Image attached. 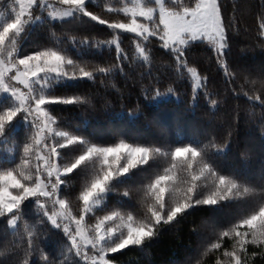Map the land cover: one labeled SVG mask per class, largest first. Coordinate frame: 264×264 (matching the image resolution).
Listing matches in <instances>:
<instances>
[{
	"label": "snow or ice",
	"instance_id": "6c2138e0",
	"mask_svg": "<svg viewBox=\"0 0 264 264\" xmlns=\"http://www.w3.org/2000/svg\"><path fill=\"white\" fill-rule=\"evenodd\" d=\"M57 25L87 26L88 34L57 35ZM98 27L103 35L94 34ZM37 28L51 30L52 43L29 51ZM258 37L264 43V15ZM231 39L221 0H0V144L21 128L26 133L0 160V221L13 238L12 264H115L110 254L150 244L199 209L224 207L232 213L212 218L208 231L198 233L186 264H255L257 257L264 264V170L251 179L221 165L232 147L230 129L221 137L209 121L190 138L117 134L101 142L57 114L60 106L91 102L87 93L63 94L80 83L118 90L126 65H146L152 77L158 43L174 61L176 79L161 91L164 85L152 77L155 85L142 89L149 105L170 100L187 80L194 106L201 93L213 115L229 99L244 100L260 109L264 127V67L256 78L232 69L225 59ZM125 40L132 41V55ZM198 45L214 54L223 93L189 66L186 54ZM141 115L139 103L128 113L131 120ZM53 229L62 237L45 251L42 237Z\"/></svg>",
	"mask_w": 264,
	"mask_h": 264
},
{
	"label": "trees",
	"instance_id": "16d2710c",
	"mask_svg": "<svg viewBox=\"0 0 264 264\" xmlns=\"http://www.w3.org/2000/svg\"><path fill=\"white\" fill-rule=\"evenodd\" d=\"M226 22L229 23V34L232 37L225 59L230 67L245 74L252 73L253 78L264 67V43L258 37L260 18L264 15V0H221ZM48 28H37L26 45L31 51L34 44L51 45L52 39ZM65 31H76L80 35L88 34L87 26L74 29L72 25H57L55 32L61 35ZM94 34L103 35L99 27ZM129 55L134 52L131 40L122 45ZM155 57L152 61V77L160 79L166 90L168 84L175 79L174 61L167 56L159 44H153ZM114 53L105 54V60H112ZM85 58L96 59L93 53L85 52ZM189 66H194L202 76L209 78V89L224 92L223 73L218 72L214 54L204 45L193 46L187 54ZM125 75L118 76V90L101 86L99 83H80L63 94H89L91 102L84 106H60L57 114L69 127L80 126L84 134L90 135L101 142H110L117 134L143 138L148 141L169 137H193L211 128L221 137L227 136L231 130L232 147L227 156L220 160L225 169H238L251 179H258L264 170V127L261 124L259 108L251 110L244 100L229 99L221 104L220 111L215 115L202 98L194 106L193 91L190 81L175 86V95L159 105H149L143 99L144 87L155 85L152 77L147 75L148 67L134 62L131 67L125 66ZM109 85L111 81L108 82ZM240 80L236 81L239 87ZM216 98V97H214ZM143 111L138 120L129 119L128 113L137 104ZM254 112V115L252 114ZM84 122L87 127L84 128ZM26 133L19 129L14 138L7 144H0V160L10 156L14 143L22 142ZM7 166L6 164L4 165ZM233 209L224 207L215 212L202 208L187 216L179 224L165 227L161 234L146 246L130 247L119 253L110 254L115 264H186L198 247L201 236L208 231V222L214 217H227ZM49 227H51L49 225ZM6 221H0V264H12L14 260L12 237L5 235ZM62 233L52 230L43 237L42 247L45 251L57 248ZM255 264H261L259 257Z\"/></svg>",
	"mask_w": 264,
	"mask_h": 264
}]
</instances>
